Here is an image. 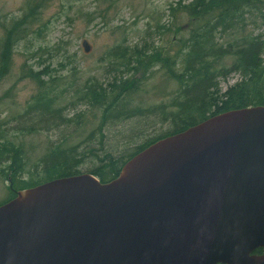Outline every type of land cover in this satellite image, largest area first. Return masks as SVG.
<instances>
[{
  "label": "water",
  "instance_id": "95a60500",
  "mask_svg": "<svg viewBox=\"0 0 264 264\" xmlns=\"http://www.w3.org/2000/svg\"><path fill=\"white\" fill-rule=\"evenodd\" d=\"M0 264H264V105L163 137L109 182L16 191L0 205Z\"/></svg>",
  "mask_w": 264,
  "mask_h": 264
},
{
  "label": "rangeland",
  "instance_id": "374dc122",
  "mask_svg": "<svg viewBox=\"0 0 264 264\" xmlns=\"http://www.w3.org/2000/svg\"><path fill=\"white\" fill-rule=\"evenodd\" d=\"M176 1L0 0V43L13 20L31 13L28 34L15 46L10 69L0 78V129L7 139L24 148L20 168H7L9 162L0 165L1 204L24 183L47 179L44 158L58 146L72 148L78 157L74 172L90 173L97 170L105 153L126 159L144 144L175 130L178 122L172 116L176 110L173 103L180 83L170 76L168 67L179 74L183 58L171 60L163 55L177 57L190 35L185 28L189 17L181 10L169 12ZM241 31L245 36L264 37V18L251 13ZM234 37L225 33L219 36V43ZM84 40L91 45L89 52L83 47ZM233 59L226 57L223 63L230 66ZM31 70L51 71L56 81L62 78L55 107L62 108L61 115L74 122L53 127L30 123L34 112L27 109L39 91L27 76ZM239 77L231 73L220 79V94ZM42 79L49 80V76ZM97 82L108 91L122 82L124 89L131 83L138 87L127 99L126 115L101 125L102 110L81 102L86 85ZM24 128L35 132L22 133Z\"/></svg>",
  "mask_w": 264,
  "mask_h": 264
},
{
  "label": "trees",
  "instance_id": "16d2710c",
  "mask_svg": "<svg viewBox=\"0 0 264 264\" xmlns=\"http://www.w3.org/2000/svg\"><path fill=\"white\" fill-rule=\"evenodd\" d=\"M174 5L177 7H173ZM169 9V12L181 10L189 17L185 28H188L190 35L188 39H184L185 49L177 52V57L172 59L163 55L171 60L183 58V68L179 74L173 73L163 61L170 76L178 78L180 83L176 102L173 103L176 110L172 113L178 126L167 136L232 109L264 105V37L260 34H240L247 24L248 15L258 12L264 18V0H178L172 3ZM30 17L31 13H26L23 19L13 20L9 28L4 27L6 36L0 43V78L10 69L15 46L28 34L27 23ZM225 33H233L235 37L219 43V36ZM229 56H233V63L226 66L223 61ZM231 73L239 74L238 81L220 94L219 80ZM27 76L37 83L39 89L27 109V112H34L33 121L30 122L32 125L53 127L74 122L61 115L62 108L55 107L58 102L56 91L61 77L56 81L51 71L37 73L32 70ZM43 76H49V80L42 79ZM123 83L108 91L97 82L86 85L82 91L81 102L102 110L101 125L109 119H118L127 114V99L131 93H137L138 87L131 83L128 89H124ZM23 116L25 118V114ZM21 131L25 133L30 130L24 128ZM159 139L161 138L144 144L126 159L117 160L112 153H105L104 157L100 158L97 170L90 173L99 177L102 182H109L118 177L123 165L130 158ZM23 154V146L7 139L0 129V165L9 162L7 168H20ZM55 156L57 159L53 161L52 157ZM77 158L72 148L63 149L58 146L51 149L44 158L47 179L43 182H26L20 190L55 178L80 174L73 171L74 164L79 162ZM15 195L16 191L11 198ZM257 252L262 253L263 250L259 249Z\"/></svg>",
  "mask_w": 264,
  "mask_h": 264
},
{
  "label": "flooded vegetation",
  "instance_id": "af4514ba",
  "mask_svg": "<svg viewBox=\"0 0 264 264\" xmlns=\"http://www.w3.org/2000/svg\"><path fill=\"white\" fill-rule=\"evenodd\" d=\"M13 198H14V197H13ZM11 199H12V198H11ZM11 199H10V200H11ZM8 201H9V200H8Z\"/></svg>",
  "mask_w": 264,
  "mask_h": 264
}]
</instances>
